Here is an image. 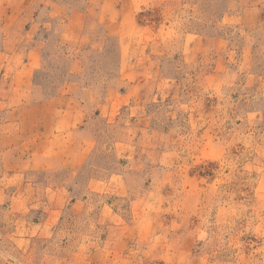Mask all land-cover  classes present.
Returning a JSON list of instances; mask_svg holds the SVG:
<instances>
[{
    "label": "rangeland",
    "instance_id": "374dc122",
    "mask_svg": "<svg viewBox=\"0 0 264 264\" xmlns=\"http://www.w3.org/2000/svg\"><path fill=\"white\" fill-rule=\"evenodd\" d=\"M0 264H264V0H0Z\"/></svg>",
    "mask_w": 264,
    "mask_h": 264
}]
</instances>
